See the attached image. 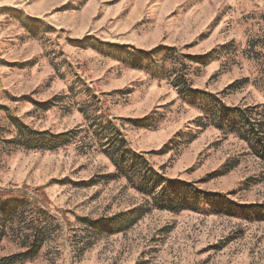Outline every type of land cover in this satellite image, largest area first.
<instances>
[{
	"label": "rangeland",
	"instance_id": "obj_1",
	"mask_svg": "<svg viewBox=\"0 0 264 264\" xmlns=\"http://www.w3.org/2000/svg\"><path fill=\"white\" fill-rule=\"evenodd\" d=\"M93 43L174 48L206 61L184 60L191 89L228 106L264 104V0H0V192L33 198L28 210L57 227L31 264H264V163L237 139L196 128L199 114L173 77L152 80ZM8 114L34 131L80 134L51 152L16 148L6 142L15 135ZM149 116L146 127L127 122ZM98 118L168 180L221 201L178 214L146 207L92 139ZM139 209L135 224L111 235L76 220ZM16 253L0 243V258Z\"/></svg>",
	"mask_w": 264,
	"mask_h": 264
},
{
	"label": "trees",
	"instance_id": "obj_2",
	"mask_svg": "<svg viewBox=\"0 0 264 264\" xmlns=\"http://www.w3.org/2000/svg\"><path fill=\"white\" fill-rule=\"evenodd\" d=\"M92 46L97 52H107L110 56L120 55L122 58L119 61L145 72L152 80L169 81L173 77L171 86L177 91L181 102L199 114L194 122L196 128L211 129L224 138L237 139L245 144L250 155L264 163V104L228 106L217 95L191 89L192 84L188 79L190 73H187L184 60L202 65H205L206 61L201 58L191 59L188 56H180L174 48L161 47L146 54L129 47L114 50L95 43ZM167 63L173 68L177 65V71L173 69L163 73ZM260 81L264 99V77H261ZM238 87L231 85L228 89L233 90ZM152 118L149 116L141 121L127 122L134 126L146 127L147 122ZM100 120L101 118L94 120L89 126L92 139L100 144L101 153L113 166L116 176H121L131 189L146 200V207L178 214L197 211L203 201H206L207 205L213 201H221V196L218 194L206 196L185 182L168 180L147 163L146 153L137 154L127 149L128 143L116 124L111 121L104 123ZM7 121L15 133L11 140L6 141L7 144L28 151H55L74 144L80 134V131L60 135L34 131L12 114L7 115ZM189 136L194 137V135ZM152 154L154 153H148V155ZM109 178L115 179V176ZM32 204L34 207L38 206V203L29 196L0 192V243L9 240L16 244L19 250V253L0 258V264L33 263L38 259L43 245L56 231L57 227L47 223L45 212L28 210ZM144 212L145 209H139L109 219L92 221L77 217L76 220L92 235H111L135 224Z\"/></svg>",
	"mask_w": 264,
	"mask_h": 264
}]
</instances>
